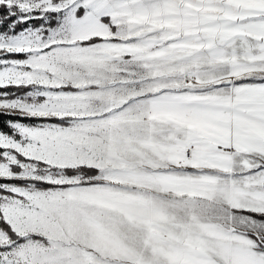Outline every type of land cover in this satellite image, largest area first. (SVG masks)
<instances>
[{
    "label": "snow or ice",
    "instance_id": "snow-or-ice-1",
    "mask_svg": "<svg viewBox=\"0 0 264 264\" xmlns=\"http://www.w3.org/2000/svg\"><path fill=\"white\" fill-rule=\"evenodd\" d=\"M0 264H264V0H0Z\"/></svg>",
    "mask_w": 264,
    "mask_h": 264
}]
</instances>
